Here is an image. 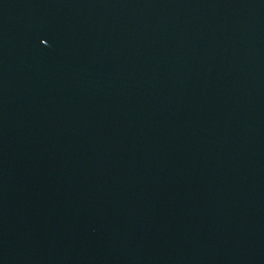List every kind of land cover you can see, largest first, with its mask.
<instances>
[{"label": "water", "instance_id": "95a60500", "mask_svg": "<svg viewBox=\"0 0 264 264\" xmlns=\"http://www.w3.org/2000/svg\"><path fill=\"white\" fill-rule=\"evenodd\" d=\"M0 264H264V0H0Z\"/></svg>", "mask_w": 264, "mask_h": 264}]
</instances>
